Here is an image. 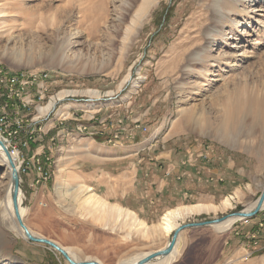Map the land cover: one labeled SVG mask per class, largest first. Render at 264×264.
I'll return each instance as SVG.
<instances>
[{"label": "rangeland", "instance_id": "374dc122", "mask_svg": "<svg viewBox=\"0 0 264 264\" xmlns=\"http://www.w3.org/2000/svg\"><path fill=\"white\" fill-rule=\"evenodd\" d=\"M142 2L0 0V66L12 74H33L38 78L48 75L51 79L49 95L44 102L35 100V104L24 108L15 98L12 103L17 107L6 108L4 113L11 121H22L25 130L18 140L28 145L30 132L42 124L40 119L47 118L53 122L54 109L60 102L71 101L61 100L43 115L39 113L40 109L50 104L61 90H73L74 95L69 97L75 98L72 100L88 99L90 104H97L102 109H116L117 115H109L110 119H116L115 124L124 120V126L131 128L127 124L133 117L134 126L140 125L148 130H137L134 139L139 132H144V140H150V144L158 143L156 149L161 152L163 146L166 150H175L174 155L182 153L183 157L192 151L190 155L199 158L194 164H202L209 169L210 172L204 175L224 174L225 183L221 186L206 184L204 176L202 181L199 179L197 191L190 187L200 192V196L195 193V198L200 199H182L176 205L177 202H165L167 192L159 202L145 195L153 184L138 179L143 184L142 194L133 196L139 189V183L133 182L129 172L137 161L133 158L118 159L119 155L107 153L101 155L105 160L95 157L103 153L100 148L108 147L99 137L113 127L106 132H93L88 124L79 123L73 127L72 122L67 131L72 136L65 137L59 147L53 159L55 167L52 171L49 166L44 168L52 173V178L46 182L50 192H47L45 206L38 205L37 209L30 204L25 183H21L20 199L26 208L24 222L26 224L28 215H37L39 225L32 228L36 236L59 242L58 225L56 229L52 215H56L57 221L60 215H88L87 210L80 209L84 193L75 184L80 180H93L91 185L105 183L115 190L120 181L127 182L118 198L113 191L106 190L108 194H104L110 196L112 203L119 199L124 208L141 215L148 225L157 224L169 209L206 202L212 196L215 197L214 204L219 205L225 197L239 190L242 199L235 203L233 209L194 215L180 221V225L221 218L233 212L246 211L261 194L264 186V0H220L222 11L228 14L222 21L224 26L217 23L215 0H155L148 17L136 29H131V25L139 20ZM120 18L124 20L122 25ZM217 27L223 32L215 36L217 42L213 50L208 49L205 53L206 62L201 63L190 76H184L183 63L178 65L175 62L184 51V42L186 45L189 37L200 36L201 50L206 46L207 33ZM197 29H200L199 33L192 34ZM119 30L122 32L115 38ZM127 30H133L130 40L124 39ZM232 30L233 34H230ZM74 34L78 38H74ZM236 45L237 49H233ZM206 70L211 75L201 73ZM93 92L97 94L93 95ZM236 101L249 105L252 112L263 113V117L257 119L253 113L250 118L246 116V110L239 112L235 109ZM2 104L5 102L1 101ZM226 105H232L233 115L236 112L244 115L237 119L239 122L233 127L234 131L229 129L232 124L224 116ZM189 116L192 119H188L185 126L184 118ZM81 125L88 126L82 134L77 131ZM90 133L94 135L88 137ZM39 134H42V128L34 136ZM113 137L111 141H114ZM153 149L147 153H152ZM207 153L209 157L200 160V155ZM155 157L148 155L150 165L156 162ZM142 158L141 154L138 158L141 166L137 167L146 165L145 158ZM182 161L186 165L188 159ZM98 170H104L108 175L98 173L97 176ZM20 174L22 179L23 174ZM162 178L157 176L158 180ZM9 180L6 167L0 164V201ZM96 189L99 195L104 192L102 186ZM262 217L264 206L255 218L236 223L226 233L220 234L212 226L184 230L178 240V256L174 264H264V248H252L251 239L247 237L257 230V222ZM126 231L124 244L110 243L112 249L123 248V253L108 262L100 259L103 264H122L140 252L164 249L172 239V236L143 238L136 233L128 235ZM71 256L74 259L92 258L84 250ZM36 257L49 259L51 264H69L55 250L28 241L13 225L0 222V264H32Z\"/></svg>", "mask_w": 264, "mask_h": 264}, {"label": "crops", "instance_id": "0c3cea01", "mask_svg": "<svg viewBox=\"0 0 264 264\" xmlns=\"http://www.w3.org/2000/svg\"><path fill=\"white\" fill-rule=\"evenodd\" d=\"M63 92H68V94L64 95L62 99L60 98L56 99V97H58ZM72 93L73 90H68V89L61 90L54 98V100L57 101L54 100L51 101L54 102V107L61 100L65 101L66 99H68L71 102H67V103L60 102V104L55 109L53 107V109L55 110L53 114L55 116L53 122L52 120L51 122H49L50 120H48L47 118L40 119L41 120L40 123L42 122V124L38 128L40 129L42 128V134L34 136L32 139L28 141V145L26 146H24L22 143L19 144V147L23 155L27 159L32 161L33 156L35 155L39 156L43 168L50 166L48 162L49 158L55 160V157L58 154L57 151L59 150L61 144L64 142V138L66 137V133L68 129L72 126L71 125L72 122L74 124L73 127H75L79 123L88 124L89 129L94 130L93 132H95L102 129L97 121L98 119H93V118H102L109 116L110 114L117 115L116 109L114 110L113 109L110 110L106 108L102 109L103 107L98 106L97 104L92 105L89 102L83 100H72L75 99V98H69L72 97L71 95H74ZM47 115H49V113ZM111 120L112 122L114 121L116 122V119L115 120L111 119ZM134 122L135 121L133 120L132 117V119L128 122L127 125L132 128L135 124ZM40 123H38L37 125H39ZM45 123L46 125H44ZM117 130H118L117 124H115V126L110 131H107L106 133L103 134L104 136L99 137V139L104 141V144L106 145L108 144L107 145L108 147L100 148L99 151L103 153H98V155L95 157L105 160L106 158H103L101 155L107 153L108 155L109 154L119 155L118 159L125 160L129 158H133L134 160L137 161L136 162L137 164L136 163L133 164L129 172V175L130 177H132L133 182L139 183L138 184L139 189L134 191L133 196L137 194L139 197V193L142 194L143 184H140V181H138V179H143V183H145L144 181L145 179L148 180L151 184H153L152 187L150 185V192L145 191V195H147L148 197L151 196L152 198H154L156 202H159L160 200L163 199L164 193L167 192V197L165 199V202L168 204L177 202L176 205H179L180 200L182 199L191 200L193 199V197L196 200L200 199V198L199 199L195 198V193L198 194V196H200V192L198 193L196 191L200 188V180L202 181L204 179V176L206 178L205 179L206 184H215L220 186L224 185L225 181L222 178L224 174L223 175L220 174L221 176L213 175L211 173L210 174L208 173L207 176L204 175L206 172H210V171L202 164L198 166H196L197 164H194V162L197 161L199 158L195 156H191L190 153L192 151H189L183 157L182 153L174 155L173 152L175 150L173 149L166 150L165 146H163L162 147L163 151L161 152L160 150L156 149L158 147V143L150 144L151 142L150 140H144V135H145L144 132H139L134 140L129 139L125 132H121L120 139L117 140L115 143H113L114 141L111 142V138L113 137V135L116 133ZM22 135L23 134H21L20 137ZM152 148H154L153 149L154 151H152V153H147V151L148 150L151 151ZM141 154L143 156L142 160L145 158L144 161H146L147 163L145 162L146 165H143L142 167H137V165L141 166L140 163L141 161L140 159H138ZM148 155H153L154 157L156 156L154 158L156 162L150 165V163H148ZM185 158L188 159V163L186 164L187 166L184 165V163L182 164L183 162L182 159ZM149 160H151V158H149ZM229 168H231V166H229ZM98 171L100 172H97V176H99V174L108 175V173H106L104 170H98ZM80 173L81 175L83 174L82 171H80ZM22 174H23L22 181L23 183H25L24 188L29 193L27 201L38 209V205L41 206L42 203L47 202L46 195L48 191L50 192V190L48 189L49 184L43 183L41 186L37 188V190L31 188V183L34 181V179L36 180L40 176L35 166L32 164L28 166V171ZM87 175L89 176V173H87ZM92 176L93 175H91V177ZM157 176H163V178L158 180ZM130 177H128V179ZM87 183L88 184L90 183V185H88ZM92 183L93 180H91V182L87 180H80L75 182L76 187H78V184H81V186L92 188L96 196H98L99 198H101L102 200L108 203H112V202H110L109 200L110 196H106V194H108L106 190L113 191V193L116 194V198H118V195L121 194V192H123V189L124 187H126L127 184V182L125 181H120L116 188V190H118L116 193L115 189L109 188V185L105 183L96 182L93 185H91ZM99 186L104 187L103 190L104 192L100 193V195L98 194V191L96 189V187ZM144 186L146 187L145 184ZM191 186L196 188V191H193L194 189H191L190 188ZM133 188L135 189L134 185ZM242 197H243V193H242ZM208 199L209 200H206V202H200V203L206 205L208 204L217 205L214 204L215 203L214 196L208 197ZM130 201L133 202V199L131 198ZM112 204H118L123 206L122 203L119 202V199L115 200V203ZM197 204H192V205H197ZM210 213H216V212L214 211L202 212L201 214L198 213L196 216L202 214H210ZM43 216L47 217L46 215ZM52 216H53L54 225H56V229L58 225V230L60 233V236L58 235L59 242L56 240L54 241L61 244L63 247L66 245L65 247L68 246L72 248L74 250V253L80 250L82 251L84 250L86 254L92 255V258L90 259H94V260L101 259V260H106L107 262L113 260L115 255L119 257V254L123 253V248L119 249L118 247L116 250L110 247V243H112V241H115L117 244L119 243L124 244L125 231H124V227H121V225L122 226L124 225L123 220L121 221L118 219L115 220L113 216L110 218L108 215H102V216L100 215V218L99 215H94L92 216L93 218L89 217L88 215H69L70 217L67 216L61 217L60 215L59 220L57 221L56 215H52ZM135 216L139 220H142L141 215H134L133 217ZM37 221H38L37 215H28V220L26 224L27 227H29L33 233H34V231L32 230L33 226L39 225ZM263 243H264V233L261 236L259 243L256 246H254V248L256 249L264 248V245H262ZM260 245H262V247ZM77 258L79 260L83 259V261L87 259V257H83V258L77 257ZM32 264H51V263L49 259L36 257V261L33 262ZM60 264L63 263L60 262Z\"/></svg>", "mask_w": 264, "mask_h": 264}, {"label": "bare ground", "instance_id": "6f19581e", "mask_svg": "<svg viewBox=\"0 0 264 264\" xmlns=\"http://www.w3.org/2000/svg\"><path fill=\"white\" fill-rule=\"evenodd\" d=\"M154 2H155V0H143L142 7H141V9L139 11V16H140L139 20L137 22H134L131 25V29H136L138 26H140L141 22H143L148 17L149 12H150L151 8L154 5ZM259 2H257V3H259ZM255 5L257 6L258 4H255ZM262 11L264 12V8H263ZM214 12H215L214 14L217 16V23L219 25H223L222 21L225 18L228 17L227 16L228 14L226 15L222 11L220 0H215V2H214ZM123 21H124L123 18L119 19L120 25H122L124 23ZM236 23L237 22H234V24H236ZM199 28H200V25H199ZM51 30H52V28H51ZM90 31H92V30H90ZM199 31H200V29H197L196 32L192 31V34L199 33ZM120 32H122V31L119 30L118 32H116L115 38H117L118 35H120ZM221 32H223V29L222 28H218V27H217V29L210 30L207 33V35H206V37H207L206 46H205V48H203L201 50H200V44H199L200 36H193V38H191V39L189 37L190 41H188V42L186 41L187 42L186 45H185V42H184V51H183V53L181 55H178L177 61H175L178 65L183 63L182 67H183V75L184 76H186V77L190 76L193 72H195V70H197L196 68L198 66H200L201 63L206 62L205 59H204V55L208 51V49H209V51L213 50L212 47L214 48V46L216 45V42H217L215 36L218 33H221ZM233 32H234V30H232L230 34H233ZM76 35H78V34H76ZM226 35L229 36V34H227V33H226ZM73 37L74 38H78L77 36H75V34H74ZM132 38H133V30L132 31L131 30H127L126 33H125V38L124 39L125 40H130ZM239 41L242 42V39L240 38ZM77 43H79V42H77ZM124 44H125V42H123V45ZM182 45H183V43H182ZM233 49H237V45ZM218 64H220V63H218ZM65 67H67V66H65ZM67 69H68V67H67ZM207 71L208 70H206L205 72H201V73L203 75H206V74L207 75H211L209 73V71L208 72ZM83 73H84V71H83ZM66 94H68V92H63L58 97H56V99L57 98L62 99V97L64 95H66ZM94 94L96 95L97 92H93V95ZM54 101H57V100H54ZM53 104H54V102H51L45 108L40 109L39 113L43 115L45 113V111L51 110V108L54 106ZM235 109L238 110L239 112H243L244 110H246L245 114H247L246 116H248L250 118H252V114L253 113H254L253 116H255L257 119H260V118L263 117V113L258 112V111H253L252 112V109L249 107V105H246L245 103H242L240 101H236ZM224 116H225L226 120L233 125V126L231 125L232 128L229 127V129L231 131H234V128L237 125L236 123L239 122V120H237V119L241 118L244 115H243V113L238 114L237 112L235 113V115H233L232 105H226V108H225V111H224ZM246 116H245V118H246ZM188 119L191 120L192 119L191 116L184 118L183 123H184L185 126L188 125V121H189ZM223 138L225 139V141L226 140L228 141V137L227 136H224ZM13 159L16 160L17 159V155H13ZM0 164H2L3 166L6 167V169L8 171V174H9V179H10L9 180L10 183L3 190V197L1 198V201H0V222H2V224L5 223L7 225H13L14 229H16L25 239H27V237L24 234L23 229L20 227V225L18 223V220L16 218L14 206H13L12 199H11V195H12V179H11L10 164H9L8 157L6 156L5 152L1 149V147H0ZM16 166H17L19 175H21L20 174L19 165L16 164ZM78 189H80V191L84 193V196H83L84 198L81 201L80 209L83 210V211L87 210L86 212L87 213L89 212L88 213L89 217H92L94 215H99V218H100V215L101 216L102 215H108L111 218L113 216L115 218V220L118 219L120 221L121 220L124 221L123 222L124 225L123 226L121 225V227H124V231L127 230L126 232H127L128 235H130L132 233H136V234H138L139 236H141L143 238H149V239H154V238L158 239L159 237H165V238L171 237V236L174 235L175 231L180 226V221L185 220L186 218H189L191 216L197 215L198 213L201 214L202 212H211V211L218 212L220 210L228 211V210L234 208V205H235V203L237 201L241 200L240 199L241 198L240 191L237 190L234 194L225 197L219 205H209V204L206 205V204H202V203L197 204V205H182V206H179V207H176V208H173V209H169L168 211H166L161 216V219H160V221L157 224L148 225L145 221L139 220L136 216L133 217L136 214L133 213L132 211L122 207L121 205L108 203V202L102 200L101 198L96 196V194L94 193L92 188H90V187L81 188V184H79ZM256 205H257L256 201L250 203L248 205L247 209H246V212L253 211L254 208L256 207ZM19 206H20L21 217L24 220V214L26 212V210H25L26 208H24L22 206V200L20 199V194H19ZM240 221H244V219L243 218H239V217H232V218H229L228 220H226V221H224V222H222L220 224L213 225L212 227H214L220 234H222V233H226V232L230 231L233 228V226L236 223L240 222ZM111 223H112V221H111ZM30 232L32 234H34L31 230H30ZM49 240H51V239H49ZM52 241H54V240H52ZM55 243H57V242H55ZM57 244L61 248H63L70 255L71 258H72L71 254H75L74 250L72 248L65 247V246L63 247L59 243H57ZM178 244L176 245L174 251L169 256L155 259V260L149 262L148 264H174V262L176 261L177 256H178L177 255ZM153 252H154L153 250L140 252L139 254L135 255L134 257H132L131 259L127 260L126 262H124L122 264H136L138 261H140L141 259L147 257L148 255H150ZM238 252H239V250L236 253H238ZM72 259L74 261H79L78 259H74V258H72ZM85 260L95 261V262H97L99 264H103V262L100 261V260H90V258L85 259ZM231 262H232V260H231Z\"/></svg>", "mask_w": 264, "mask_h": 264}, {"label": "built area", "instance_id": "2783aa9c", "mask_svg": "<svg viewBox=\"0 0 264 264\" xmlns=\"http://www.w3.org/2000/svg\"><path fill=\"white\" fill-rule=\"evenodd\" d=\"M41 80V81H40ZM50 77L45 75L44 77H37L36 75H25V74H12L8 69L0 66V102L4 101L5 104L0 105V111L2 115H0V139H2L7 148L10 150L12 156L17 155V159L15 160L16 164L20 167V173H26L28 171V166L30 164L34 165L36 170L39 173V177L31 183V188L36 189L41 186L43 183L48 182L52 178V173L49 170H45L41 165V160L39 156H33L32 161L27 159L21 149L19 147V137L25 130L24 124L22 121H11L8 118V114L4 113L6 108L17 107L16 103H12V100L17 98L24 108H29L31 105L35 104V100L40 102H44L46 97L49 95V87L51 84ZM89 102V100H83ZM58 105V104H57ZM40 105L38 104V107ZM103 132H106L111 127H114V122L111 121L109 116L103 117L97 120ZM35 123L32 124L34 126ZM30 127V126H29ZM35 128V127H34ZM118 130L116 131L113 140L115 143L119 138L121 132L125 131V133L129 136L130 139L134 140V136L137 130L142 129L146 132V129L141 128L140 125H135L132 128H126L124 126V120H119L117 124ZM40 128L33 129L29 134V139L36 134L37 130ZM84 130H88V126L81 125L77 127V131L82 134ZM94 133H90L88 137H92ZM72 134L70 132L66 133V137L70 138ZM112 142V141H111ZM24 146L27 143L23 144ZM211 154V152H210ZM205 156L209 157V153L201 154L200 158ZM50 164V170L55 167V161L53 159L48 160ZM186 163V162H185ZM188 163V161H187ZM52 171V170H51ZM21 179V183H22ZM41 205H44L42 203ZM257 230L249 233L247 237L251 239V247L256 246L261 239V236L264 233V217H262L257 222Z\"/></svg>", "mask_w": 264, "mask_h": 264}, {"label": "water", "instance_id": "95a60500", "mask_svg": "<svg viewBox=\"0 0 264 264\" xmlns=\"http://www.w3.org/2000/svg\"><path fill=\"white\" fill-rule=\"evenodd\" d=\"M0 147L5 152L6 156L8 157V160H9L10 169H11V179H12L11 199H12V203L14 206L16 218L18 220L20 227L23 229L25 236L27 237V240L32 242V243H35L37 245H44V246L50 247L51 249H53L56 252H58L59 254H61L63 256V258L69 264H99L95 261H84V262L83 261H74L70 257V255L63 248H61L57 243H55L54 241L49 240L45 237L36 236L30 232V230L28 229V227L24 223V220L22 219L21 214H20L19 194L21 192V178H20V175L18 173L16 162L13 159V156H12L10 150L7 148L5 142L2 139H0ZM263 206H264V186H263L261 194L257 200V205L253 211H250V212H246V211L233 212V213H230V214L223 216L221 218H215V219L204 221V222L187 223V224L180 225L177 228V230L175 231L174 235L172 236L171 241L169 242V244L167 245L166 248L154 251L153 253H151L147 257L138 261L136 264H148L149 262H151L155 259L169 256L174 251L176 245L178 244V239L180 237V234L186 229L217 225V224H220V223H222V222H224V221H226L232 217H239V218H243L246 220L247 219H253L263 209Z\"/></svg>", "mask_w": 264, "mask_h": 264}]
</instances>
